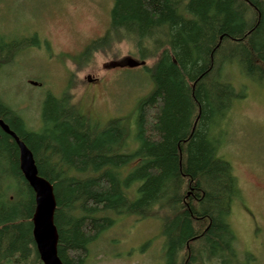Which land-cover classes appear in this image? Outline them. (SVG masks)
I'll list each match as a JSON object with an SVG mask.
<instances>
[{"label":"trees","instance_id":"1","mask_svg":"<svg viewBox=\"0 0 264 264\" xmlns=\"http://www.w3.org/2000/svg\"><path fill=\"white\" fill-rule=\"evenodd\" d=\"M121 43L153 60L143 67L153 89L138 102L133 151L126 120L100 127L65 92L47 96L38 131L0 96V120L53 188L58 258L85 264L110 216L128 215L161 223L164 264H253L237 248L230 219L240 189L221 150L230 111L248 91L233 75L264 85V0H114L106 32L80 60ZM38 45L36 35H0V74ZM34 208L18 149L0 131V264H42Z\"/></svg>","mask_w":264,"mask_h":264},{"label":"rangeland","instance_id":"2","mask_svg":"<svg viewBox=\"0 0 264 264\" xmlns=\"http://www.w3.org/2000/svg\"><path fill=\"white\" fill-rule=\"evenodd\" d=\"M114 0H0V35L11 39L30 38L44 44L25 49L0 74V96L25 120L41 128V112L47 96L64 92L100 127L123 119L131 127L133 141L138 102L153 89L143 67L123 66L128 59L141 62L130 44L121 43L81 59L84 49L104 35ZM87 78L96 80L90 83ZM32 81L40 87L28 84ZM232 84H246L247 96L233 105L224 132L223 159L236 176L240 197L232 207L231 225L241 253L251 254L264 264V85L258 86L233 75ZM236 86V85H235ZM133 165L125 172L129 173ZM140 185H131V191ZM131 193V192H130ZM136 197V195H134ZM114 223L88 247L85 264H164L161 223L136 216H110Z\"/></svg>","mask_w":264,"mask_h":264},{"label":"water","instance_id":"3","mask_svg":"<svg viewBox=\"0 0 264 264\" xmlns=\"http://www.w3.org/2000/svg\"><path fill=\"white\" fill-rule=\"evenodd\" d=\"M143 66L144 62L128 59L122 67L135 69ZM0 131L15 143L19 155V170L34 194L32 239L39 260L42 264H63L57 255L58 233L54 225L56 200L53 188L48 181L39 176L30 150L1 120Z\"/></svg>","mask_w":264,"mask_h":264},{"label":"flooded vegetation","instance_id":"4","mask_svg":"<svg viewBox=\"0 0 264 264\" xmlns=\"http://www.w3.org/2000/svg\"><path fill=\"white\" fill-rule=\"evenodd\" d=\"M37 48H38L39 50H43V51H44V49H45L44 44L41 43V42H39V45H38ZM112 66H113L114 68H120V67H122V66H120L119 64H116V63L112 64ZM87 80H88L91 84H92V83H96V80H91L90 78H87ZM28 84H29L30 86H33V87H40V85H38V84H36V83H34V82H32V81H29Z\"/></svg>","mask_w":264,"mask_h":264}]
</instances>
